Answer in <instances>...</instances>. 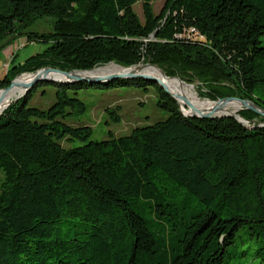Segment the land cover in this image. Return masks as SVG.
Segmentation results:
<instances>
[{
    "label": "trees",
    "instance_id": "16d2710c",
    "mask_svg": "<svg viewBox=\"0 0 264 264\" xmlns=\"http://www.w3.org/2000/svg\"><path fill=\"white\" fill-rule=\"evenodd\" d=\"M47 18L51 32L31 30ZM21 38L49 46L12 64L0 90L47 67L144 63L199 82L209 100L264 109V0H167L158 15L152 0H0V53ZM90 87L153 89L167 118L90 141L91 127L65 123L86 112L77 95ZM42 88L43 97L54 91L47 109L32 105ZM239 116L250 126L186 117L143 79L35 85L0 117V264H230L228 248L245 227L264 264V118ZM74 142L83 145L67 148Z\"/></svg>",
    "mask_w": 264,
    "mask_h": 264
},
{
    "label": "rangeland",
    "instance_id": "374dc122",
    "mask_svg": "<svg viewBox=\"0 0 264 264\" xmlns=\"http://www.w3.org/2000/svg\"><path fill=\"white\" fill-rule=\"evenodd\" d=\"M166 1L167 0H152L155 14L157 15L160 14L162 9L164 8ZM135 11L139 15L141 21L144 22V12H143L142 3H139L138 5L135 6ZM53 22L54 21L51 18L40 20L32 26L31 30L38 32H51L53 30ZM27 40L26 38H21L13 42L11 45H9L6 48L7 50L4 52L6 59L2 60V63L0 64V80L7 75L12 64L13 66L23 64L29 58L44 52L49 46L48 44L38 43V42L34 44L33 43L30 44ZM1 58H3L2 52L0 53V59ZM144 65L147 64L144 63L139 64V66H144ZM107 66L96 69L94 73L100 70L109 69V73L104 75V77L118 74L117 70L106 68ZM47 68H51V67H47ZM135 68H139V67H135ZM141 72L147 73L145 69H141ZM36 73L22 74L17 78H15V80L19 79L21 76L35 75ZM168 78H171L172 80L174 78H178L176 80L185 82L188 85L191 84L190 86L195 88V91L198 94L200 101L203 103V105H207V104L211 105L212 103L218 104L219 102V100L212 101L200 96L199 88L201 87V84L199 82L189 83L184 81L180 77H168ZM20 79L23 78L21 77ZM43 91L44 88L40 89L39 92H37L32 102V105L37 106L39 108L47 109L55 101L54 91L47 89L46 91L48 95L46 97H43ZM25 92L26 89L19 90L15 99L23 96ZM179 93L181 95L180 97L186 99V95L184 93L182 92ZM77 98L86 105L87 110L82 115L80 114V115L68 116L65 120V123L74 127H80V126L91 127L94 133L90 141H103L108 139L110 135H113L116 138L130 135L132 131L138 127L152 125L159 120H163L167 118V114L164 111L160 110L158 107L157 96L153 89L145 93L138 89L100 90L90 87L88 89H83L79 91ZM233 98H237V97H233ZM228 109H230L229 111L231 112L237 111L236 108H232V107ZM243 110L246 109L241 107L237 115L234 114H223V115L216 114V115L223 117H235L238 121H241L243 125L250 126V123L248 121H245L239 116V113ZM108 111H116L118 113V118L120 122L119 123L112 122L111 117L108 114ZM261 117L264 118L263 116ZM258 127H264V123L258 125ZM82 145L83 144L80 142H74L68 145L67 148H73ZM193 206L195 208L197 206V203L193 204ZM255 238H256L255 234L251 229H249V227H245L241 229L237 233L234 244L228 248V253L226 254V262L230 264H259V260L257 259V257H255L256 246H257V244L255 243Z\"/></svg>",
    "mask_w": 264,
    "mask_h": 264
},
{
    "label": "water",
    "instance_id": "95a60500",
    "mask_svg": "<svg viewBox=\"0 0 264 264\" xmlns=\"http://www.w3.org/2000/svg\"><path fill=\"white\" fill-rule=\"evenodd\" d=\"M137 67H142V68L154 67L158 71H160L161 75H163L164 77L168 78L166 76V74L164 73V71H162L160 68H158L157 66H154L152 64H147V65H144V66H137ZM129 69H131V68H129ZM124 70H127V69H124ZM90 72H92V71H90ZM42 73L45 76H43ZM79 73H89V71H86V72H75V71H73V72H65V71H62V70H59V69H54V68H45V69H42V70L38 71L35 74L34 80L30 84L25 85L26 92H25V94L23 96L16 98L14 101H12L10 104H8V106L5 107V109H3V110H1L2 102L0 101V117L3 115L4 111L12 103L17 102L20 99H22L23 97H25L32 90V88L35 85H37L39 83H43V82L52 83V84H76V83L85 82V83H88V84L100 85V84H105L107 82H115V81L121 80V79H130V80L143 79L145 81L156 82L163 90H165L169 95H171L172 98L174 100H176L178 102V104L180 105L179 100L169 92L168 87L161 80H159L156 77L150 76V75L133 74V73H131V74H128V75L115 74V75H110V76H107V77L84 78V77L78 76ZM50 74L62 75V76L67 78V81H59V80H55V79H50V78L47 77ZM17 80L18 79L14 80L11 83V85L9 87L5 88L4 90H0V92L3 93V96L6 95L7 93H9L16 85H18L17 84ZM232 101H236V102L241 104L242 108H244L246 110H249V111H252V112H254L256 114H259V115L264 117V109L258 107L256 104H254V103H252L250 101L242 100L240 98L231 97V98L221 99V100H219L218 104H220V103H228V102H232ZM183 102H184L185 106H187L189 108H192L191 104H190V102L188 100L183 99ZM218 111H219V107H215L213 109V111L210 112V113H201V112L197 113L196 112V113L192 114L191 116H186L185 114L184 115L186 117H190V118H193V119H210V118L223 117V116H217L216 115V113H218Z\"/></svg>",
    "mask_w": 264,
    "mask_h": 264
},
{
    "label": "bare ground",
    "instance_id": "6f19581e",
    "mask_svg": "<svg viewBox=\"0 0 264 264\" xmlns=\"http://www.w3.org/2000/svg\"><path fill=\"white\" fill-rule=\"evenodd\" d=\"M106 68L117 70L118 74H120V75H128V74H131V73H133V74H146V75H150V76L158 78L159 80H161L168 87L169 92L179 100V103H180V106L182 108V111H183V113L186 116H191L192 114H194L196 112L197 113H199V112H201V113H210V112L213 111V109L215 107H219V111H218V113H216L217 115H223V114H234V115H237L239 110L242 107L240 103L235 102V101L228 102V103H220V104L212 103L211 105H209V104L203 105V103L200 101V98H199L198 94L196 93L194 87L188 85L185 82L178 81V80H172V79L166 78V77H164L162 75H151V74H148V73H143V72H141V69H144L142 67L131 68V69L124 70L123 68L112 64L110 66H107ZM138 71H140V72H138ZM93 73H94V71L91 72V73H88V74H80L78 76H81V77H84V78L104 77V75L109 73V69L108 70H100V71H98V72H96L94 74ZM42 75L45 76L43 73H42ZM24 76H28V77L20 79L21 77H24ZM24 76H21L17 80V84L18 85H16L9 93H7L4 96H3V93H0V101L2 102L1 110L5 109V107H7L8 104H10L12 101H14L15 97L18 94V91L19 90H24L25 89V85L30 84L35 78V75H24ZM47 77L50 78V79H55V80H59V81H67L66 77H64L62 75H59V74H50ZM179 92L184 93L186 95V99H188L189 102L191 101L190 103L196 109H194V108H186L183 105V103H182V101L180 99L181 95H180ZM230 107L236 108L237 111H235V112L229 111L230 109H228V108H230Z\"/></svg>",
    "mask_w": 264,
    "mask_h": 264
},
{
    "label": "crops",
    "instance_id": "0c3cea01",
    "mask_svg": "<svg viewBox=\"0 0 264 264\" xmlns=\"http://www.w3.org/2000/svg\"><path fill=\"white\" fill-rule=\"evenodd\" d=\"M6 50H7V49H5V50L2 52V57H3V58L0 59V64L2 63V60L6 59V58H5V54H4V52H5ZM4 62H5V61H4Z\"/></svg>",
    "mask_w": 264,
    "mask_h": 264
}]
</instances>
